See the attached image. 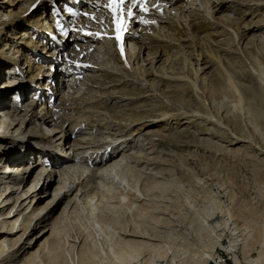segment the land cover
I'll list each match as a JSON object with an SVG mask.
<instances>
[{
    "label": "bare ground",
    "instance_id": "obj_1",
    "mask_svg": "<svg viewBox=\"0 0 264 264\" xmlns=\"http://www.w3.org/2000/svg\"><path fill=\"white\" fill-rule=\"evenodd\" d=\"M35 1L2 0L5 4H0V76L3 67L9 65H12V71L22 74L16 81L18 86L9 87L14 82L12 80L8 82V88L0 90V127L4 128L0 133V264H133L139 258H143L145 263L153 264L159 256L167 259L168 245L165 246L161 236L156 235V227L148 225V221H155L158 225L159 215L155 214L156 217L153 212L173 211L170 210L173 200H169L167 204L148 202L151 196L159 201V194L166 191L167 183L154 181L155 179L151 181L149 172H146L148 166L158 158L154 160L148 153L133 154L134 152L127 153L126 150L130 149L135 136L147 127L160 122L167 124L174 119L178 125H182L183 121L195 122L199 118L215 122L217 120L218 125L226 129V125L219 123L211 111L205 110L202 113L190 106L186 110L179 103L168 99L175 97L184 104L186 97L192 93L200 103H205L204 91L201 89L205 78L199 75V71L205 68L199 67L204 57L203 47L200 51L199 45L202 42L199 37L204 39L203 37L211 35L206 29L208 25H219L218 28L222 29L220 33L230 37H244L246 34L240 28L242 25L234 28L235 25L221 22L224 19L233 23L239 18L235 21L231 15L217 17V14L241 5H251L252 8L261 10L264 8V0H229L234 3H227L226 0L161 2L151 9V14L147 17L138 15L133 19L127 59L119 55L111 38L102 37L101 34L98 36V32L111 29L103 0H86L89 15L74 20L77 30L66 37L60 48H56L53 42L47 41L46 46L42 39L29 37L30 31L38 37L45 31L41 19L43 15L37 13V9L29 13ZM54 1L65 4L71 0H41L39 8L46 9ZM177 1L180 2L176 3ZM22 3L25 4L16 10ZM92 13H95L93 19ZM259 17L258 22L252 21L249 26L244 25V28L246 32L253 28L261 29L260 40L264 42V12ZM84 29H92L94 32L91 30V34H84ZM200 32L204 34L201 36ZM65 36L60 37L62 42ZM253 39L254 37L251 40ZM179 40L182 45L178 44ZM236 41L233 39V42ZM175 44L180 45L181 51L184 47L190 49L183 53L178 51L177 55L166 52L167 48L176 46ZM195 45H198L199 52ZM31 52L36 53L30 55ZM41 54L48 56V63L36 62ZM258 57L255 62L257 69L254 68L253 71L264 84V61ZM212 58L215 65L221 62L213 55ZM54 67L59 69V75L57 71L54 72ZM150 76L157 77L158 84H165L164 89H158L156 80L152 81L148 78ZM228 81L231 83L229 78ZM127 85L140 87L144 92L132 97L131 93L124 91ZM13 88L21 92V97L18 98L20 101L13 105L15 95L10 98L12 106L1 108V102L4 98L9 99L7 92ZM82 88L95 91V95L87 97ZM168 88L177 89L179 96L168 91L162 92ZM32 90L35 95L31 101L21 103L27 92ZM51 90L59 96L57 104L56 101L49 103L47 96ZM230 90L241 96L239 87L234 83ZM214 91L216 89L211 92ZM145 97L160 99L159 103L164 109L156 114L145 112V115L138 113V108L137 114L135 112L132 115L128 114L131 111L126 113L124 110H120L119 114L114 112L116 116L110 112L109 105L113 101L119 104L126 99L141 100ZM5 102L9 103L8 100ZM143 104L140 105L143 107ZM116 126L117 134L113 132ZM97 132L98 138L95 134ZM105 132L109 134L104 136ZM158 132L160 136L166 135L162 131ZM73 134L76 135L73 143H69L70 146L65 149L67 140ZM17 145L33 152L35 158L29 162L28 157L19 156L22 153L19 148L17 153H13ZM40 161L48 162L50 170L47 174L43 170L37 172V167L42 164ZM131 162L134 165H131L133 169L129 167L130 170L145 164L140 169L137 168L138 177L135 175L137 178L133 183L129 181L128 175L122 173L123 175L118 176L120 182L117 188L120 190L115 191L116 187H112L115 191L113 194L112 188L110 190L104 187V191L101 190L102 181L97 183V176L101 179L107 175L108 179L114 173L117 177L118 172H123L120 168L128 163L126 168ZM27 165H32L29 174L25 170ZM13 168L22 176V180L12 173ZM36 172L34 178L37 181L29 184V176ZM55 173H59V182L50 191L48 187L55 179ZM41 180L43 182L40 188L36 189ZM67 199L66 205L55 215ZM23 200L27 203L22 202ZM11 201L15 203L6 207ZM122 212L129 213L131 221L134 215L135 220L128 221L129 223L125 221L124 227L118 228L116 222H120L119 214ZM225 212L229 218L233 217L230 210ZM82 213H86L88 223L81 221ZM150 217L155 219L151 220ZM145 220L148 222L146 226ZM33 232L36 234L33 235ZM236 243L237 241H233L230 248H234ZM236 262L238 264V260Z\"/></svg>",
    "mask_w": 264,
    "mask_h": 264
},
{
    "label": "rangeland",
    "instance_id": "obj_2",
    "mask_svg": "<svg viewBox=\"0 0 264 264\" xmlns=\"http://www.w3.org/2000/svg\"><path fill=\"white\" fill-rule=\"evenodd\" d=\"M1 1L0 4L4 5L5 3ZM226 2L234 3L229 0H226ZM24 4H19L16 10ZM249 6L230 7L217 14V17H222L223 14L231 15L232 19L235 18V21L239 18L236 21L238 23H232L229 22L230 20L224 19L221 22L228 25L231 24L232 26L237 25V27L233 26L234 28L242 25L240 28L245 31L246 35L244 37L236 38L221 34L220 31L222 29L218 28L219 25H212V27L208 25L206 29L211 35L208 38L203 37L204 39L199 37V41L202 42L199 45L201 47L200 51H202L203 47L202 53L204 54L202 63L199 62L201 63L199 67H205L199 71V75L205 78L204 85L201 88L204 91L205 103H200L196 97L192 96V93L186 97L187 101L184 102L187 106L178 102L174 96H170L174 97L173 99H168V101L171 100L172 102L179 103L186 110H189L188 106H190L192 107L191 109L201 110V112H205V110L211 111L219 123L226 125V129L218 125L217 120L215 122L199 118L195 122L184 123L185 121H183L182 125H178L174 119V121L172 120L167 124L160 122L156 123L157 125L153 124L147 127L142 133H138L135 136L130 149L126 150L127 153L134 152L133 154L139 152L141 154L148 153L154 160L158 158L157 161L148 166L146 172H149L148 176L151 181L155 179L154 181L167 183L166 191L159 194V201H156L151 196V200L148 202L151 203L153 201L167 204L169 200H173L170 209L173 211L171 213L153 212L154 216L159 215L158 217L156 216L158 225H156L155 221V223L148 221L151 223L149 224L145 220L146 222L144 223L145 226L148 223L149 226L156 227V235L161 236L163 243H166L165 246L168 245L166 247L168 249L167 259L165 257L160 258L159 256L153 264H237L236 260H238V264H264V242H262V239L264 240V84L261 83L257 73L253 71L257 66L255 62L258 56L261 61H264V42L260 40L261 29L253 28L246 32L244 28V25L249 26L252 21L258 22L260 19L259 15L264 12V8L258 10L257 8H252L251 5ZM218 29L220 30L218 31ZM216 32L220 33V35L218 33L215 34ZM199 34L202 36L204 33L200 32ZM253 37L255 40H251ZM233 39L240 42L236 41L235 43ZM178 44L182 45L183 43H180L179 40ZM178 44H175L176 46H168L171 49L167 48L166 52H173L174 55H177L178 51L183 53L186 49H190V47H184L181 51ZM254 45L255 47L257 45V47H253ZM195 47L199 52L198 45H195ZM145 51L148 52V50ZM212 55L220 59V64L216 63L215 65L212 61ZM92 61L94 62V60ZM193 61L196 64L198 63L195 59ZM195 66L197 67V65ZM53 70L54 72L57 71L58 75L60 74L58 68L54 67ZM148 78L152 81H154L153 79L156 80V86H159L158 89H164L165 84L163 86L162 84H158L157 77L150 76ZM228 78L231 80V83H229ZM232 83L239 87L241 96L235 93L237 97L230 90ZM63 84H65V81ZM63 87L65 88V85ZM214 89L216 91L211 92ZM82 90H84L82 92L87 97L95 95V91L93 90L83 88ZM124 91L129 94L131 93L132 97H137V94L144 92V89L127 85ZM165 91L166 93L168 91L173 95L179 96L177 89L171 90L168 88L162 90V92ZM224 95L226 98H224ZM31 99L26 96V98L22 99L21 103L24 104L27 101H31ZM18 100L20 101L16 96L13 105ZM159 101L160 99L151 97H145L141 100L126 99L119 104H115V101L111 102L109 108L111 114L115 116V113L119 114L121 112L120 110H124L123 112L126 113L131 111L128 113L130 115L135 112L137 114V110H140L138 113L142 115H145V112L156 114L157 111L164 109ZM58 102L59 96L56 99V104ZM139 103H144V106L142 107ZM121 104L122 106L120 107L119 105ZM142 108L143 110H141ZM29 125L30 123L26 126L28 127ZM163 127L166 129L164 130ZM117 128L118 126L113 130L116 134L118 133ZM135 128L137 127L135 126ZM158 131H162L161 133H166V135L160 136ZM106 134L109 133L105 132L104 136ZM73 135L67 140L65 149H68L69 143H73V139L76 137L75 134ZM18 148L20 151L23 147L17 145L12 152L17 153ZM120 154L122 155L123 151ZM132 162L126 167L127 171L125 165L128 163L124 164V167H122L125 170L121 167L120 169L123 172H118L117 177L114 173L110 174L111 177L108 175V179L107 175L104 176L105 180L104 177L100 179L97 176V183L102 181V184L105 183L107 185L100 184L101 190L104 191V189L112 187H116L115 191L120 190L117 188L120 182L118 181V176L123 174L128 175L129 181L133 183L135 177H138L139 171L137 170L145 164L137 165L132 170L133 166L131 167V165H134ZM46 163L48 162L46 161ZM129 167L132 169L130 170ZM39 170H43L47 174L50 166L42 162L37 167V172ZM37 172L29 176V184L37 181L34 178ZM58 175L59 173H55L53 176L55 179L48 187L50 191L59 182L60 176ZM42 182L43 180L39 182L36 189L40 188ZM111 191V194L115 193L114 189ZM25 201L23 200L22 202ZM67 201L68 199L55 215L66 205ZM14 203L11 201L6 207H11ZM227 209L232 212V218H229L225 212ZM82 215L81 221L88 223L86 213H82ZM109 215L111 216V214ZM131 218L132 216L129 213H120L119 220L121 223L116 222L117 227L122 228L128 221L132 222L135 220L134 215L132 221ZM152 219L154 220L155 217ZM125 221L126 223H124ZM238 227L240 228L237 229ZM150 230L151 232L153 231L152 228ZM32 234L34 235L36 232ZM233 241H237V243L231 249ZM257 259L259 261L255 262L254 260ZM133 264H152V262L145 263L143 258H139Z\"/></svg>",
    "mask_w": 264,
    "mask_h": 264
},
{
    "label": "snow or ice",
    "instance_id": "obj_3",
    "mask_svg": "<svg viewBox=\"0 0 264 264\" xmlns=\"http://www.w3.org/2000/svg\"><path fill=\"white\" fill-rule=\"evenodd\" d=\"M137 2H139V0H137ZM125 3V0H111V6L113 8V10H120L123 11V9L120 7L121 5H123ZM145 3H147V0H145ZM142 11H147L148 9L146 7H141ZM123 30V25L119 22V20H117V31H122ZM117 39H119L120 37L117 36Z\"/></svg>",
    "mask_w": 264,
    "mask_h": 264
}]
</instances>
